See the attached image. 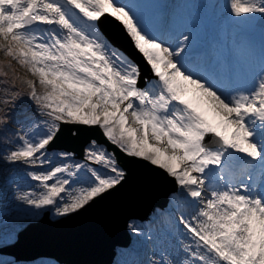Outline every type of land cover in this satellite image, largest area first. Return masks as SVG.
<instances>
[{"label": "snow or ice", "instance_id": "snow-or-ice-1", "mask_svg": "<svg viewBox=\"0 0 264 264\" xmlns=\"http://www.w3.org/2000/svg\"><path fill=\"white\" fill-rule=\"evenodd\" d=\"M230 9L236 17L264 16V0H231ZM105 16L150 68L155 80L148 86L140 64L97 30ZM190 39L182 34L172 45L153 36L120 0H0V51L34 77L20 81L26 93L15 81H0V158L34 169L27 176L41 191L19 199L66 216L125 178L116 154L96 140L83 149L82 162L59 152L53 163L62 125L98 127L121 153L172 177L196 205L178 221L190 241L181 258L161 253L149 264H264V191L245 182L213 187L209 179L236 157L264 170V75L249 91L225 94L185 67ZM25 94L43 119L9 138L7 106Z\"/></svg>", "mask_w": 264, "mask_h": 264}, {"label": "rangeland", "instance_id": "rangeland-1", "mask_svg": "<svg viewBox=\"0 0 264 264\" xmlns=\"http://www.w3.org/2000/svg\"><path fill=\"white\" fill-rule=\"evenodd\" d=\"M223 1L224 0H126V4L132 8L145 30L153 36L160 38L165 31L171 35L177 34L176 40L173 41L175 43L168 41L166 38L167 43L175 45L177 38L181 37L182 34L190 35L191 39L187 48L201 46L202 42L200 39L205 35L203 29L204 24L207 21H210L211 17L214 16L216 12L221 14L222 18L216 15L212 19L214 25L221 22L220 26H216V29L219 30V35H216L215 37H207L204 46L202 47V49L207 52V47L210 45V42L212 43L214 41L210 54H207L209 58H205L208 62L207 67L201 66V61L205 60L202 56L201 60L192 59L191 62L196 60L199 63L198 70L201 66V69L206 68L204 72L215 67L217 76L216 74L214 75L216 81H213V83L220 85L217 87L224 93H227L232 89L225 85L223 78V60L226 50L224 47L226 46H229L234 53V55H232L234 57L233 74L235 80L233 90H240V88L244 86V82H248V80L257 84L261 75H264V16H261L260 14H252L243 17H236L230 9L231 0H225L227 2L225 3L226 7L223 6ZM166 8H168V13L164 14L163 9ZM216 18H220L217 24ZM259 19H263L261 27L256 26ZM165 20H167V22L163 23ZM230 26L233 28H229ZM207 35H209V33H207ZM235 38H240V44L236 50L233 46ZM222 44H224V46H222ZM186 52V56L191 55V52ZM189 59L190 58L187 57V59L184 60L189 61ZM0 60L2 64V67H0V81L7 80L9 85L15 81L16 88L21 92L26 93L27 89L20 83V81L34 79V77H32L28 70L22 67L16 60L5 56L2 51H0ZM5 73L7 74L6 76L4 75ZM198 75L204 77L205 74L201 73ZM154 80L155 79H151L149 81ZM1 85V87L4 86L3 84ZM37 87L39 89V85H37ZM0 107L4 106L0 105ZM7 107L12 108V111L8 114L10 122L4 131V134L9 137L15 132H24L34 121L43 119L37 115L35 105L28 99L26 94L16 101L15 107L12 105H8ZM132 126L135 127L136 125L133 124ZM257 138L259 139V137ZM50 151L53 163H59L60 161L55 154L63 151ZM73 160L82 162L81 159H77L74 155ZM2 162L7 163V169L0 171L2 175V178H0V194H4L5 187L11 181L9 178L5 179V176H10L16 170L22 171L16 174L14 176L15 178L31 180L27 176V172L34 169H29L23 164L11 166L9 165V162L1 158L0 163ZM258 172V176H254V173ZM221 173L224 176V181L219 180V175ZM263 174L264 170H262L258 164L248 166L243 163L242 158L236 157L226 168L215 169L210 172L209 179L213 187H223L225 183L235 185H238L241 182L249 183L250 181L247 177L251 175L253 177L252 180L255 183V185L252 186L258 191H264L261 180V178L264 180ZM74 187H78V185ZM40 191L41 188L37 183L33 185L21 184L18 191H16L14 199H11L6 207L2 206L3 208L0 209V246L15 239V234L21 227H23V223L27 221H35L40 215L47 211L48 207L36 209L18 198L26 193L38 194ZM169 197L171 198L172 203L169 205L170 209L167 210V213L160 211L161 209H155L154 213L151 215V221L139 223L137 220H131L129 222L128 227L130 230L129 236H131V241L133 238V242L135 239H137V241L134 246H132L131 242V244L128 245L129 247H125V252H119V254L117 251H122L123 248L116 247V254L113 257L112 264H131L133 261H135L136 264H149V261L152 259L159 258V255L162 253L160 249L164 251L168 246H172L174 251H167L166 254H169L171 258H175L176 260L181 258V245L186 244L184 240H186L187 243L190 241L186 234L182 237L184 240L176 236L172 242H170L171 239L169 236L173 233L178 234V230L184 232V229L178 222L179 218L182 215L189 217L195 210L196 205L186 196L179 186L177 191ZM172 207L175 214H179V217H175ZM58 217L59 216L55 215V211L49 216L50 219ZM157 221L161 224L165 223V231L159 230V227L155 225ZM167 235L169 236L167 237ZM126 251L130 252V254H127ZM148 252H150V254ZM123 254L125 255L123 256ZM144 254L146 255L143 256ZM126 256L129 257L127 263H125L128 258ZM10 258L11 257L7 255L0 254V264H11L7 261L11 260ZM40 259L43 260L39 261L36 259L33 264H40V262L43 264H61L60 261H57L56 259ZM15 263L32 264L31 261H20Z\"/></svg>", "mask_w": 264, "mask_h": 264}, {"label": "water", "instance_id": "water-1", "mask_svg": "<svg viewBox=\"0 0 264 264\" xmlns=\"http://www.w3.org/2000/svg\"><path fill=\"white\" fill-rule=\"evenodd\" d=\"M97 26L128 57L140 64L144 86L146 64L131 47L121 26L108 16ZM150 77H153L151 73L146 79ZM91 138L111 149L122 162L125 171L122 183L77 212L53 222L42 217L28 224L17 233L14 243L0 248L1 253L19 261L54 257L56 260L66 259L71 264H111L112 248L117 245L125 247L127 243L124 227L128 219H145L153 206L165 204L167 194L175 190L174 180L147 161L121 153L97 127L64 124L52 148L81 154Z\"/></svg>", "mask_w": 264, "mask_h": 264}, {"label": "bare ground", "instance_id": "bare-ground-1", "mask_svg": "<svg viewBox=\"0 0 264 264\" xmlns=\"http://www.w3.org/2000/svg\"><path fill=\"white\" fill-rule=\"evenodd\" d=\"M126 0H122V1H120L121 3L122 2H125ZM219 20H220V18H216V24L219 22ZM262 22H263V19H259L258 20V22H257V24H256V26L257 27H261V25H262ZM165 34V36H166V38H167V40L168 41H170V42H173L174 40H176V36H177V34L176 35H171V34H168V32H165L164 33ZM239 40H240V38L239 39H237V38H235L234 39V41H233V46H234V49L236 50V48L239 46ZM173 43H175V42H173ZM226 50H225V54H224V60H223V72H224V74H223V78H224V82H225V85L227 86V87H231V91L230 92H227V93H225V94H229V93H231V92H234V91H249V90H251V89H253L255 86H256V83L255 82H253V81H249L248 80V82H244V86H242L241 88H240V90H233V87H234V74H233V66H234V57L232 56V55H234V53H233V50L229 47V46H226V47H224ZM226 53H229L230 54V58H231V69H230V75H231V77H232V79H231V84L230 85H228L227 84V81L225 80V76H226V73H225V66H226V64H225V56H226ZM192 56H193V53L191 54ZM201 56L203 57V54H199V55H195V56H193L194 58L193 59H200L201 60ZM189 58V57H188ZM187 59V58H186ZM191 59V58H190ZM187 60H182V62H186ZM202 62V64H201V66L202 67H207V65H208V62H207V60L205 59V60H203V61H201ZM198 63V62H197ZM199 64V63H198ZM200 66V70H199V74H201V73H203V69H201L202 67ZM215 72H213V74L211 75V74H209L210 73V70H207L206 71V73H204L205 75H204V77H207L208 79H209V77L208 76H210V80L213 82V81H216V78L214 77V75L216 74V68H215V70H214ZM216 86H220V85H218V84H215ZM161 170V169H160ZM163 171V170H162ZM261 173V172H260ZM166 174V173H165ZM258 174H259V172L258 173H254V176H258ZM166 176L168 177V175L166 174ZM263 178H264V174H263ZM261 180H263L262 178H261ZM251 185H255V183H254V181L253 180H251L250 182H249ZM150 195V194H149ZM151 207V206H150ZM153 208H154V206H153ZM153 208L148 212V214H147V216H146V219H145V223L147 222V221H150V217H151V214H152V211H153ZM138 222L140 223V222H142V220L141 219H139L138 220ZM156 224H157V226H159L160 228H163L161 225H160V223L159 222H156ZM175 239V238H174ZM133 240H134V238H133ZM133 240L131 241V236L130 237H128V241H127V244H126V248L127 247H129L128 245H130L131 244V242H133ZM170 242H172V239H171V241ZM113 250H116L115 249V247H113ZM160 251H162V253H167V251L169 252H173L174 251V249H173V247L172 246H168V248L166 249V250H161L160 249ZM146 252H147V250H146ZM149 254H150V252H148ZM146 254H144L143 256H145ZM52 259H55L54 257L52 258ZM135 260H137V259H135ZM133 262H135V261H133ZM60 263L61 264H71L68 260H66V259H61L60 260Z\"/></svg>", "mask_w": 264, "mask_h": 264}, {"label": "trees", "instance_id": "trees-1", "mask_svg": "<svg viewBox=\"0 0 264 264\" xmlns=\"http://www.w3.org/2000/svg\"><path fill=\"white\" fill-rule=\"evenodd\" d=\"M0 67H2V64H1V60H0ZM3 154V151H2V146H0V155H2ZM125 252V251H124ZM127 252V254H128V251H126ZM125 254H123V256H124ZM40 264H43L42 262H40Z\"/></svg>", "mask_w": 264, "mask_h": 264}]
</instances>
